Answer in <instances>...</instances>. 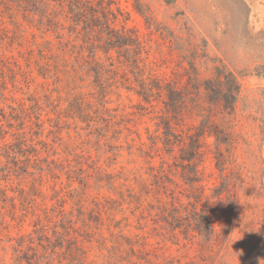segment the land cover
<instances>
[{
	"label": "trees",
	"instance_id": "trees-1",
	"mask_svg": "<svg viewBox=\"0 0 264 264\" xmlns=\"http://www.w3.org/2000/svg\"><path fill=\"white\" fill-rule=\"evenodd\" d=\"M135 1L155 26L150 10ZM129 21L119 0H0V264L9 254L13 264H96L86 245L108 241L106 220L112 239L118 246L126 241L136 258L129 264H157L142 249L146 257L138 256L139 242L125 235L131 216L139 224L151 219L161 235L175 234L185 222L187 238L195 231L214 239L215 210L201 166L209 139L237 144L231 117L243 100V80L224 64L201 79L198 58L189 56L195 44L174 32L166 38L190 68L186 80L165 78L151 59V43ZM123 91L139 98L131 112L116 105ZM146 115L156 125L154 132L147 129L149 143L135 118ZM188 118L198 124L185 129ZM157 147L182 172L166 168L165 157L155 165ZM124 151L130 157L140 152L148 166L144 174L108 170ZM215 156L226 181L219 146ZM101 158L110 160L107 168ZM176 174L190 188L187 202L175 192ZM229 187L214 189L220 203ZM28 220L31 230L24 231Z\"/></svg>",
	"mask_w": 264,
	"mask_h": 264
},
{
	"label": "rangeland",
	"instance_id": "rangeland-1",
	"mask_svg": "<svg viewBox=\"0 0 264 264\" xmlns=\"http://www.w3.org/2000/svg\"><path fill=\"white\" fill-rule=\"evenodd\" d=\"M119 2L130 15L128 25L151 43V59L159 66L158 72L162 76L171 81H183L187 78L185 68H190L188 58L181 49L166 38L170 32H174L187 40L191 39L195 44L189 56L190 59L198 58L201 79L211 78L215 66L224 64L241 77L244 86L243 100L237 113L231 117V128L235 132L237 144H214L212 138L208 140L210 144L205 145L206 155L201 170L207 186L206 193L215 210L214 239L207 241L195 231H191L187 238L183 233L185 222L175 234L164 232L161 235L163 231L151 219L139 224L130 213V225L124 229L125 235L135 244L139 242L140 245L135 247L138 256L146 257L145 253L139 252L142 249L149 254L147 260L157 264H264V0H142L145 10H150V18L156 22L151 28L145 16L137 10L135 0ZM6 52L8 55H17L16 50L9 49ZM36 85L31 84L33 92ZM22 88L27 90L24 84ZM21 95V92L18 93V96ZM139 102L136 95L123 91L116 105L126 106L127 111L131 112L132 106ZM215 114L221 116V111L215 110ZM135 118L142 140L149 143L147 129L156 130L152 115ZM197 124L196 118H188L184 128H193ZM135 138L136 148H140L141 140L137 136ZM146 145L145 149L152 146ZM159 146L163 148L162 144ZM218 146L223 155L222 161L226 163V181L216 167L215 153ZM155 150V165L160 166L165 157L166 168L171 166L174 172L177 169L182 172L181 167H176L174 158L166 156L159 147ZM136 153L130 157L124 151V156L118 160L119 164L108 170H121L124 167L144 174L148 166L140 157V152ZM93 156L97 158L95 151ZM108 163L110 160L101 158L100 164L105 168ZM174 180L179 184L175 192L187 202L185 195L190 193V188L184 184L180 174H176ZM216 186L221 187L219 190L230 186V192L223 194L221 203L214 197ZM45 191L50 193L47 188ZM117 219L121 220L122 216L118 215ZM105 224L103 233L108 241L86 245L89 262L122 264L117 263L122 258L123 264H129L127 260H136L126 241L123 246H118L117 238L112 239L107 230L110 221L106 220ZM23 229L31 230L30 220L23 225ZM16 233V230L13 231L14 235ZM11 257L9 254L4 264H13Z\"/></svg>",
	"mask_w": 264,
	"mask_h": 264
}]
</instances>
